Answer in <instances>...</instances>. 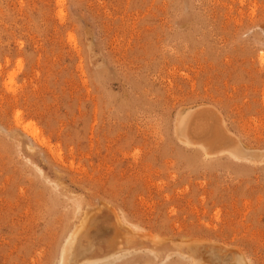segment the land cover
I'll return each instance as SVG.
<instances>
[{
	"label": "rangeland",
	"instance_id": "374dc122",
	"mask_svg": "<svg viewBox=\"0 0 264 264\" xmlns=\"http://www.w3.org/2000/svg\"><path fill=\"white\" fill-rule=\"evenodd\" d=\"M85 259L264 264V0H0V264Z\"/></svg>",
	"mask_w": 264,
	"mask_h": 264
},
{
	"label": "bare ground",
	"instance_id": "6f19581e",
	"mask_svg": "<svg viewBox=\"0 0 264 264\" xmlns=\"http://www.w3.org/2000/svg\"><path fill=\"white\" fill-rule=\"evenodd\" d=\"M16 119L18 122V117ZM175 121L176 128L184 140L190 141L193 135L208 134V119L199 116V114L186 113L184 115H178ZM97 261L95 259H85L81 263L79 262V264H94Z\"/></svg>",
	"mask_w": 264,
	"mask_h": 264
}]
</instances>
